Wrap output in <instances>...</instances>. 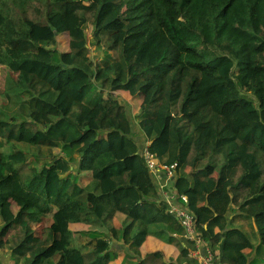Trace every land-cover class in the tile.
<instances>
[{"label":"trees","instance_id":"trees-1","mask_svg":"<svg viewBox=\"0 0 264 264\" xmlns=\"http://www.w3.org/2000/svg\"><path fill=\"white\" fill-rule=\"evenodd\" d=\"M0 69V248L18 264H192L145 147L177 163L167 184L216 264L264 260V0H0Z\"/></svg>","mask_w":264,"mask_h":264},{"label":"built area","instance_id":"built-area-1","mask_svg":"<svg viewBox=\"0 0 264 264\" xmlns=\"http://www.w3.org/2000/svg\"><path fill=\"white\" fill-rule=\"evenodd\" d=\"M142 154L144 155L147 167L154 175L157 176L159 172H163L167 180L174 176L177 163L167 165L157 162L154 154L146 147L142 150ZM164 184L165 183L160 185L163 199L169 203L170 212L175 214L180 223L184 226L185 236L194 243L193 247L189 249V259L191 261H196L197 264H216L213 250L196 230L194 216L188 210V198L183 195H177L175 192L169 194V192L165 190ZM202 248L204 252H202Z\"/></svg>","mask_w":264,"mask_h":264},{"label":"rangeland","instance_id":"rangeland-1","mask_svg":"<svg viewBox=\"0 0 264 264\" xmlns=\"http://www.w3.org/2000/svg\"><path fill=\"white\" fill-rule=\"evenodd\" d=\"M50 31L51 32L53 31L50 27L46 31H41L38 29V27H36L35 34H36V36L46 37ZM91 48H92V51L94 53L98 51L96 49L97 47H95V46H91ZM4 74H5V72L0 69V101H1V93H3V87L2 86L4 83ZM51 82H54L56 84H59V86H61L65 82V79L56 78V79H52ZM149 93H150V86L146 87L142 90V95L140 97L141 100L138 101V108L139 109L136 111L137 114H139L140 108L145 106V103H146V100L148 99ZM116 94H118V93H116ZM127 102H130L131 104L133 103L131 100V97H129V96L127 97ZM205 105H206L205 98L199 92H195V93L190 95L188 101L184 104L183 114L186 117L190 118L191 121L196 122L198 117H199L200 112L204 109ZM165 189L166 190L167 189L172 190V186L167 184V185H165ZM239 213L241 214V212H239ZM42 228H43V223H40L37 229L41 230ZM119 260L120 259L118 258L117 261H119Z\"/></svg>","mask_w":264,"mask_h":264},{"label":"crops","instance_id":"crops-1","mask_svg":"<svg viewBox=\"0 0 264 264\" xmlns=\"http://www.w3.org/2000/svg\"><path fill=\"white\" fill-rule=\"evenodd\" d=\"M157 181H158L159 185H161V184H163V183H165L164 185H167L168 180L166 179V175H165V173H163V172H159L158 175H157ZM168 185H169V184H168ZM159 187H160V190H161V186H159ZM165 190H166V189H165ZM167 191L169 192V194L174 193V190H173V189H172V190L167 189ZM235 212H237L236 209H235ZM232 213H234V212L230 211V212L228 213V216H229V215H232ZM230 218H231V216L228 217V228H230V226H231V220H230ZM236 222L241 223L242 221L237 217V218H236ZM236 222H235V220H234V224L237 225V226H238V225L240 226V224H236ZM244 227H245V228H249V225L246 224ZM207 244H208V243H207ZM208 246H209V245H208ZM209 247H210V246H209ZM210 248H211V247H210ZM211 249H212V248H211ZM201 250H202V252H204V249H203V248H202ZM10 251H11V250H10L7 246H4V247H1V248H0V264H18V263L16 262V260L14 259V257L12 256V254H11ZM253 258H254V254L250 256V260H252ZM191 263H192V264H196V261H191ZM222 264H229V263H228V262H225V263H222ZM256 264H264V260H262L260 263H256Z\"/></svg>","mask_w":264,"mask_h":264}]
</instances>
